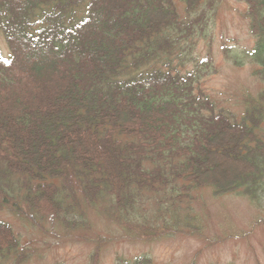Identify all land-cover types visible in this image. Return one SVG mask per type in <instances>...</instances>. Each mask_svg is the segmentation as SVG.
Segmentation results:
<instances>
[{
  "label": "trees",
  "instance_id": "16d2710c",
  "mask_svg": "<svg viewBox=\"0 0 264 264\" xmlns=\"http://www.w3.org/2000/svg\"><path fill=\"white\" fill-rule=\"evenodd\" d=\"M242 1L255 38L248 56L264 80V0ZM180 2L184 17L177 0H0L10 48L8 57L0 50L1 209L75 227L85 214L79 190L91 208L155 241L195 227L169 198L171 221L158 229L140 206L144 191L173 183L183 194L264 199V87L245 97L239 118L193 93V73L181 76L174 62L219 1ZM23 252L0 220L2 262L19 264ZM116 264L158 263L142 255Z\"/></svg>",
  "mask_w": 264,
  "mask_h": 264
},
{
  "label": "rangeland",
  "instance_id": "374dc122",
  "mask_svg": "<svg viewBox=\"0 0 264 264\" xmlns=\"http://www.w3.org/2000/svg\"><path fill=\"white\" fill-rule=\"evenodd\" d=\"M218 1L206 26L196 25V30L184 37L186 43L174 67L181 76L193 73V93L201 91L202 99L212 102L215 112L239 118L245 97L257 95L264 80L254 75L257 65L248 56L255 38L247 20L246 3ZM177 4L184 17L183 3L177 0ZM0 50L9 56L10 48L2 32ZM175 186L172 183L161 192L144 191L140 206L159 229L163 220L171 221L163 212L171 198L180 207L181 222L188 218L195 229L181 224L180 231L171 230L155 241L123 229L91 208L79 190L75 195L81 199L85 214L80 220L76 217L79 222L75 227L66 228L62 221L51 217L38 222L39 226L5 208H0V220L8 223L20 239L24 257L19 264H116L119 259L142 255L158 264H264V199L253 202L237 194L215 196L211 188L183 194ZM0 264L15 261L0 259Z\"/></svg>",
  "mask_w": 264,
  "mask_h": 264
}]
</instances>
